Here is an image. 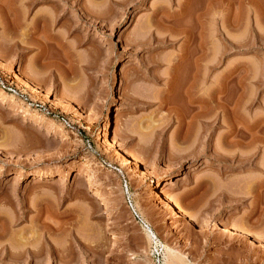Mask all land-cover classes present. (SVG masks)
<instances>
[{
	"label": "rangeland",
	"instance_id": "1",
	"mask_svg": "<svg viewBox=\"0 0 264 264\" xmlns=\"http://www.w3.org/2000/svg\"><path fill=\"white\" fill-rule=\"evenodd\" d=\"M65 4L0 0V264H264V0Z\"/></svg>",
	"mask_w": 264,
	"mask_h": 264
},
{
	"label": "bare ground",
	"instance_id": "2",
	"mask_svg": "<svg viewBox=\"0 0 264 264\" xmlns=\"http://www.w3.org/2000/svg\"><path fill=\"white\" fill-rule=\"evenodd\" d=\"M39 1V0H38ZM57 3H58V6H56L55 8H54V10H55V12H57V11H61V9H62V11H63V8H64V6H63V4L64 5H66L65 4V0H57ZM63 3V4H62ZM62 4V5H61ZM63 7V8H62ZM54 12V11H53ZM50 13H42V14H40V15H37V18H36V20H35V23H36V25H39V24H43L42 26H41V32L43 31L44 33H50V28H52V25L54 24V21L56 20L57 21V18H58V14L59 13H56L57 15H49ZM55 16V17H54ZM60 16V15H59ZM53 17H54V20H53ZM55 21V22H56ZM18 22V21H17ZM20 23V22H19ZM35 26V25H34ZM33 26V27H34ZM40 26V25H39ZM19 27V26H18ZM39 28V27H38ZM37 29V28H36ZM40 29V28H39ZM23 31V30H22ZM41 32H39V33H41ZM38 33V34H39ZM49 33H48V35H49ZM29 34V33H28ZM26 36H27V34H26ZM45 36V35H44ZM43 36V37H44ZM46 37H47V35H46ZM46 37H45V39H46ZM49 38V37H48ZM47 40V39H46ZM49 40H51V39H49ZM53 40V39H52ZM57 42V41H56ZM59 44V43H58ZM44 46V45H43ZM42 48V47H41ZM46 49V48H45ZM43 51V50H42ZM219 92V91H218ZM191 94H192V92H190ZM214 94V93H213ZM213 101V100H212ZM203 102V101H202ZM219 105V104H218ZM180 112V111H179ZM233 112V111H232ZM230 113H231V111H230ZM215 121H216V119H215ZM115 129V128H114ZM113 129V131H115ZM25 131V130H24ZM126 153V152H125ZM127 155V154H126ZM128 156V155H127ZM129 156L131 157V160H133L134 162H136V166H138L137 165V163H142V161L143 160H141V159H143V158H141V159H139V158H137L136 156H135V154H133L132 152L129 154ZM244 159V158H243ZM240 160H242V158H240ZM133 164V163H132ZM262 167V166H261ZM259 168V167H258ZM39 179H40V177H39ZM38 179V181L40 182L41 181V179L39 180ZM45 179H43V181H44ZM51 180V179H50ZM53 180V179H52ZM59 180V182H61L62 180H61V178H59L58 179ZM42 181V182H43ZM57 181V180H56ZM56 181H54L55 183H57ZM53 182V183H54ZM58 182V183H59ZM168 182V181H167ZM170 182V181H169ZM169 184V183H168ZM262 184V183H261ZM163 185V184H162ZM254 185V184H253ZM250 187V186H249ZM170 189V188H169ZM169 189H168V187H164L163 188V194L165 195V197L167 198L166 200H169V201H172V197L173 196H171V194H170V191H169ZM251 189L253 190L254 189V187H252L251 186V188H250V191H251ZM161 191V190H160ZM97 193V192H96ZM99 193V192H98ZM99 194H101V193H99ZM257 197V196H256ZM259 197H257V199H258ZM258 201V200H257ZM174 203H172V204H175V202L176 201H173ZM178 203V202H177ZM164 204V203H163ZM168 204V203H167ZM171 204V205H172ZM181 204V205H180ZM261 204V203H260ZM166 205V204H165ZM177 204H175V206H176ZM179 205H180V207L179 206H176V207H179V209L181 210V211H183L184 212V209H183V207H182V203H179ZM169 209L170 208H168V211H169ZM172 209V208H171ZM170 209V210H171ZM174 210V209H173ZM172 210V211H173ZM178 210V209H177ZM171 211V212H172ZM170 212V211H169ZM174 212V211H173ZM180 213V212H179ZM172 214H175V213H172ZM182 214V213H181ZM185 215H187V214H185ZM189 215V214H188ZM182 216H183V214H182ZM187 217H190V215L189 216H187ZM183 219H184V217H183ZM185 221H187V220H185ZM228 224V223H227ZM228 229H230L229 227H228V225H225ZM230 226V225H229ZM231 230H232V228H231ZM236 230V229H235ZM228 231V230H227ZM237 231H239V230H237ZM225 232H226V230H225ZM229 232H230V230H229ZM240 232V231H239ZM232 233V232H231ZM147 234H148V237H149V239L151 240V241H155L154 242V244L155 245H158L159 244V242L158 241H156V237H155V234L153 233V231H149V232H147ZM228 234V233H227ZM2 235L3 234H1L0 233V236L2 237ZM233 235V234H232ZM231 235V236H232ZM234 235H236L235 234V232H234ZM238 235V234H237ZM242 236L243 235H241L240 237L242 238ZM251 236H253V235H251ZM234 237V236H233ZM236 237L237 236H235L234 238L236 239ZM254 237V236H253ZM115 238H117V237H115ZM232 238V237H231ZM237 238H239V235H238V237ZM258 238V237H257ZM253 239H256V238H253ZM262 240L261 241H263L264 242V238L262 237L261 238ZM260 241V240H259ZM96 247V246H95ZM88 248V247H87ZM158 249V248H157ZM100 250H101V248H100ZM93 251V250H92ZM103 251V250H102ZM29 253H30V251H29ZM66 253V252H65ZM97 253V252H96ZM12 255V254H11ZM33 255H34V253H33ZM163 255H164V261H165V264H174V262H179L178 260H180V258H179V256H178V254H176V252L174 251V250H172V249H170V248H165V251H164V253H163ZM97 259H99V258H97ZM99 261V260H98ZM181 261V260H180ZM176 264V263H175Z\"/></svg>",
	"mask_w": 264,
	"mask_h": 264
}]
</instances>
